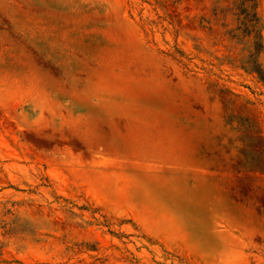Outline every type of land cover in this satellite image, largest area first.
<instances>
[{"label": "rangeland", "instance_id": "obj_1", "mask_svg": "<svg viewBox=\"0 0 264 264\" xmlns=\"http://www.w3.org/2000/svg\"><path fill=\"white\" fill-rule=\"evenodd\" d=\"M239 1L0 0V264H264Z\"/></svg>", "mask_w": 264, "mask_h": 264}, {"label": "trees", "instance_id": "obj_2", "mask_svg": "<svg viewBox=\"0 0 264 264\" xmlns=\"http://www.w3.org/2000/svg\"><path fill=\"white\" fill-rule=\"evenodd\" d=\"M237 8L240 10V20L238 28H241L248 35L257 38L258 41V21L255 13V3L253 0H240Z\"/></svg>", "mask_w": 264, "mask_h": 264}, {"label": "crops", "instance_id": "obj_3", "mask_svg": "<svg viewBox=\"0 0 264 264\" xmlns=\"http://www.w3.org/2000/svg\"><path fill=\"white\" fill-rule=\"evenodd\" d=\"M69 48H75V46H68Z\"/></svg>", "mask_w": 264, "mask_h": 264}]
</instances>
